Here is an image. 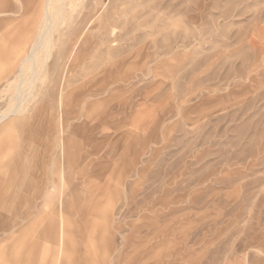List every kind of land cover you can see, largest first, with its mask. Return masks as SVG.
<instances>
[{"label": "rangeland", "instance_id": "rangeland-1", "mask_svg": "<svg viewBox=\"0 0 264 264\" xmlns=\"http://www.w3.org/2000/svg\"><path fill=\"white\" fill-rule=\"evenodd\" d=\"M46 1L0 0V35L19 34L0 38V113ZM56 15L33 99L0 130V264H51L53 224L61 264H264V0Z\"/></svg>", "mask_w": 264, "mask_h": 264}, {"label": "bare ground", "instance_id": "bare-ground-1", "mask_svg": "<svg viewBox=\"0 0 264 264\" xmlns=\"http://www.w3.org/2000/svg\"><path fill=\"white\" fill-rule=\"evenodd\" d=\"M64 2L65 0H47L45 2L41 21L43 22L42 30L30 48L29 53L23 59L16 81L4 88L6 90L12 89L14 96L7 108L0 113V130L5 127L9 120L11 121L25 111L24 105L33 99L34 86L39 83L37 81L40 75L45 72L50 57L48 48L52 46L50 36L57 18L56 14L60 13ZM50 48H53V46Z\"/></svg>", "mask_w": 264, "mask_h": 264}, {"label": "crops", "instance_id": "crops-1", "mask_svg": "<svg viewBox=\"0 0 264 264\" xmlns=\"http://www.w3.org/2000/svg\"><path fill=\"white\" fill-rule=\"evenodd\" d=\"M43 11H44V7H43ZM0 16H2V17H4V18H6L5 20H7V21H9L10 19H11V15H10V13L9 12H3V13H0ZM11 22H13V20H10ZM11 23L10 24H8L6 27H5V32L2 34V35H0V38L2 39V40H4L6 43L4 44V45H9V44H12V43H14L18 38H19V34H18V32H15V31H13L12 29H11ZM38 36V35H37ZM36 39H37V37H36ZM36 39H35V41H36ZM35 41L34 42H31L30 43V46L27 48V49H25V47H23L22 48V51H20V54H21V59H18V64L15 66V68L17 69V71L19 72V69H20V66H21V63H22V61H23V59L26 57V55L29 53V51H30V48L32 47V45L35 43ZM22 46H24V44H22ZM5 49H6V52H7V46H4V49H3V51L5 52ZM5 52V53H6ZM5 53H2V51H0V63H2L3 62V60H4V54ZM18 74V73H17ZM6 77V76H5ZM4 77V78H5ZM17 77V76H16ZM10 83H8L7 85H6V87L9 85ZM5 87V88H6ZM15 119V118H14ZM14 119H12L11 121L9 120L6 124H5V126H10L11 124H12V122H14ZM67 200V199H66ZM64 202V201H63ZM57 216H58V222H57V224L59 223V222H63V220H59V219H61L62 217H65V216H63V215H59V214H56ZM72 222H74V220H71ZM51 226V225H50ZM51 227H53V229H55V233H52V234H50V233H47V237H46V243L48 244V248L47 249H49V248H53V250H54V252H53V254H52V262H51V264H61V263H58L57 262V258H55V256L56 255H62L63 253H64V251H65V249H66V247L65 246H62L61 245V243H60V236H59V232H58V230H59V226L58 225H56V224H53ZM57 229V230H56ZM80 232V231H79ZM76 240V239H75ZM52 246V247H51ZM77 246H78V241L76 240V244L74 245V246H72V247H68V251H67V254H69V255H77Z\"/></svg>", "mask_w": 264, "mask_h": 264}]
</instances>
